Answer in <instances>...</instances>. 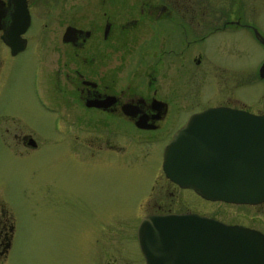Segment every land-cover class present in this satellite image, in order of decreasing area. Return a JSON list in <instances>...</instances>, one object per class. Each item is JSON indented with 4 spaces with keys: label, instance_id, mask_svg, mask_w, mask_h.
I'll list each match as a JSON object with an SVG mask.
<instances>
[{
    "label": "flooded vegetation",
    "instance_id": "obj_1",
    "mask_svg": "<svg viewBox=\"0 0 264 264\" xmlns=\"http://www.w3.org/2000/svg\"><path fill=\"white\" fill-rule=\"evenodd\" d=\"M24 1L30 15L25 28L13 0H0V132L12 133L25 150L48 144L68 149L71 161L110 151L121 163L127 145L159 144L158 155L146 161L147 187L138 207L153 209L143 215L197 212L264 233V200L243 205L258 208L259 226L220 218L199 209L212 208L219 200L181 186L162 168L165 144L191 114L220 105L264 114V108L252 111L245 102L176 108L168 76L173 64L207 61L209 48L223 32L252 36L264 52L259 22L264 0ZM65 13L70 21L62 28H47ZM68 26L70 39L64 40ZM95 35L100 43H88ZM263 63L264 57L258 70ZM93 115L99 118L101 128L95 131L103 133L101 141H96L100 135H88L94 130L83 132L90 122L86 117ZM71 171L92 180L90 167L71 166ZM0 208L10 207L1 202ZM11 215L0 210V264L8 260L13 245ZM142 260L146 264L143 254Z\"/></svg>",
    "mask_w": 264,
    "mask_h": 264
},
{
    "label": "rangeland",
    "instance_id": "obj_2",
    "mask_svg": "<svg viewBox=\"0 0 264 264\" xmlns=\"http://www.w3.org/2000/svg\"><path fill=\"white\" fill-rule=\"evenodd\" d=\"M259 19L264 29V10ZM68 21L65 13L47 28H62ZM242 35L220 33L208 60L199 66L173 64L168 75L172 105L190 110L209 103L245 102L252 111L263 109L264 80L257 68L264 52L252 36ZM100 38L95 35L88 43L98 45ZM86 118L90 122L85 134L101 128L97 116ZM90 132L91 138L100 135L96 141L103 140L100 131ZM68 151L51 144L25 150L12 133L0 132V203L10 207L0 210L12 214L14 225L4 264H144L136 230L143 214L153 208L138 203L147 187L146 161L158 155L159 144L127 145L121 163L110 151L72 161ZM71 166L90 167L92 180ZM243 205L216 201L212 208L199 209L259 226L258 208Z\"/></svg>",
    "mask_w": 264,
    "mask_h": 264
},
{
    "label": "water",
    "instance_id": "obj_3",
    "mask_svg": "<svg viewBox=\"0 0 264 264\" xmlns=\"http://www.w3.org/2000/svg\"><path fill=\"white\" fill-rule=\"evenodd\" d=\"M23 27L24 0H13ZM71 26L63 39L69 40ZM264 76V63L259 67ZM162 168L210 200H264V114L211 106L191 114L163 149ZM137 239L146 264H264V233L197 212L145 214Z\"/></svg>",
    "mask_w": 264,
    "mask_h": 264
}]
</instances>
